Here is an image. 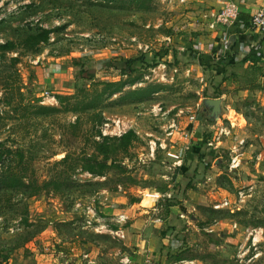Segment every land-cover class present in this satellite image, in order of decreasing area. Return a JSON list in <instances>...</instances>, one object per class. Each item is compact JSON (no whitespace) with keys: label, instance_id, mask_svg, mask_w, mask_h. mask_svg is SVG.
<instances>
[{"label":"rangeland","instance_id":"374dc122","mask_svg":"<svg viewBox=\"0 0 264 264\" xmlns=\"http://www.w3.org/2000/svg\"><path fill=\"white\" fill-rule=\"evenodd\" d=\"M182 8L172 0H0V44H14L0 54V143L11 150L2 155L0 176L16 170L37 186L50 180L61 185L32 196L31 187L24 192L0 186L4 262L24 264V241L52 230L80 243L81 264H124L119 238L99 227H112L102 207L148 198L156 204L149 203L150 212L164 217L170 205L184 203L196 191L200 200L184 203L187 211L169 225L180 256L191 260L188 264H264V156L257 157L264 152L263 73L245 80L235 69L231 72L239 75L213 78L216 70L207 69L203 56L180 49L193 35L178 27ZM41 29L50 30L47 40L29 47L24 38ZM140 56V69L118 75L116 66ZM137 75L122 91L97 95L103 83ZM148 83L165 89L143 101L120 99ZM222 93L223 114L208 126L203 97ZM38 105L59 111L39 115ZM221 125L232 135L222 137L218 148L208 146ZM129 129L137 139L126 155L115 151L104 159L112 164L104 175L82 169V156L96 153L103 136L116 144L114 138ZM237 144L244 155L231 169V148ZM90 204L96 214L88 225L92 213L83 206ZM103 231L107 238L98 236ZM99 249L104 259L97 261Z\"/></svg>","mask_w":264,"mask_h":264},{"label":"crops","instance_id":"0c3cea01","mask_svg":"<svg viewBox=\"0 0 264 264\" xmlns=\"http://www.w3.org/2000/svg\"><path fill=\"white\" fill-rule=\"evenodd\" d=\"M172 1L176 3V6H183L181 11L184 12V18L180 21L178 27L184 30L190 29L193 32V35L189 37L190 41L186 42L185 46L180 48L181 50L185 48L186 50L193 51L196 55L206 56L208 61L213 64L207 66V69L212 70L211 72L216 70L214 72L216 75L212 76L215 79L218 77L220 79L223 77L228 79L230 75L234 77L235 75L245 74V80H247V78H250L251 73L256 74L257 72L258 74L262 72L264 84V33L254 30L249 23L251 15L264 4V0ZM229 1L239 4L240 12L237 20L231 26H216L213 22L212 14L218 12ZM171 6L173 7V5ZM226 58L228 59L226 60ZM235 69L239 71V74L231 72ZM207 76L208 74L204 75V77ZM221 96H225V94L208 95L203 98H221L223 104L224 98ZM226 107L229 110V104ZM214 124H208V126ZM239 153L240 155L237 159H240L238 165H241L240 157L244 155V152L239 150ZM263 153L259 151L257 157L262 158L264 156ZM188 196L184 199V203L186 204H188V201L200 200L201 197L196 191H192V194L189 192ZM149 203L152 204L153 208L156 206L153 200L143 198L139 202L133 201L127 205L109 203L102 207L104 213L110 216L108 218L109 221L112 222V227L106 226V228H121L123 230L124 238L122 240L119 238L121 245L125 248V252L121 253V255H124L121 257V262L124 264H169L168 262L171 261L172 264H179L181 262L188 264L187 262H191V260L183 259L180 256L181 249L177 246V240H172L174 235L172 234V237H169V233L174 230L169 225L177 220L176 218L184 215L182 212L188 209L186 204L170 205L169 215L163 217L150 212ZM120 214L124 215V220L116 222L115 220ZM107 232L103 231L98 236L107 238L108 236L105 234ZM48 233H45V235ZM40 236L38 235L30 241L27 239L24 241L25 244L22 247L20 262H24V264H81L77 259L80 246L78 241L70 242L68 239L63 240L59 237L57 231L54 232L52 230L49 236ZM48 244L50 245L48 246ZM99 247L103 246L99 245ZM12 249H9L8 254L11 253ZM113 249L115 251L116 247ZM100 250L102 249L97 250L100 253L96 257L97 261L100 258L104 259L102 258L104 252ZM87 251L93 256L95 248ZM59 252L64 253L59 254ZM172 255L173 257H171ZM177 256H180L181 259L178 260ZM7 258L8 256H3L4 260ZM3 259L0 258V264H8Z\"/></svg>","mask_w":264,"mask_h":264},{"label":"trees","instance_id":"16d2710c","mask_svg":"<svg viewBox=\"0 0 264 264\" xmlns=\"http://www.w3.org/2000/svg\"><path fill=\"white\" fill-rule=\"evenodd\" d=\"M50 30L48 29H41L39 31L33 32L29 35H27L24 38V42L25 43H29L30 46L29 47H34V45H38L41 42H44L47 40L48 36H49ZM14 49V44L12 42H5L0 44V54L4 55L3 51H9ZM159 55V54H158ZM204 57V61L206 64V66H210L213 65L212 63H210L208 61V59H206V56ZM144 59V56H140L138 58H129L127 60H125L124 62L121 63V65L116 66V69H118V75L122 76V75H126L129 72H135L138 68L137 66V62L142 64ZM245 59V58H244ZM13 61H16L17 58L13 57L12 59ZM142 67V66H141ZM85 68H81L80 69V73L85 72ZM81 76L84 78H87V75L85 74H81ZM90 77V75H88ZM139 79V76H134L130 79L127 80H118V81H107L104 84V88L99 92V94H97L98 96H102L105 90H108L107 95H112L115 93H118L120 91H122L123 87L125 85H127V83L129 84H134L137 80ZM165 89V85L163 84H151L148 83L143 87H137V88H133V89H128L124 94H122V96H120L121 100H127L130 99L132 101H143L147 98H149L153 93L163 90ZM98 96H94L93 99H97L99 98ZM58 99L60 102L63 101V99H65L62 96H58ZM92 100L89 101V103H92ZM85 108V107H83ZM59 111L57 107H53V106H44V105H38L35 107L34 112L36 114L39 115H49L53 112H57ZM208 124H214L215 122H211L209 121L207 118L203 117ZM109 138H107L106 136L102 137L103 142H96V153L94 154H90V155H84L82 156L81 160H82V169L92 175H98V176H102L104 175L105 171L107 168L110 167V163L105 162L104 159L107 158L109 156V154L111 152H115V151H120L123 152L125 155L127 154L131 144L133 141H135L137 139V135L136 133L129 129L127 131H125L123 134H121L120 136L114 138V140L117 142L116 144H107V140ZM205 146V145H204ZM3 144L0 143V160L2 159V155L4 153H10V149L8 148H3ZM99 156H101V158H98ZM68 157V155H67ZM201 157V156H200ZM23 158V154L19 153V162L22 161ZM67 158L62 159L61 161H65ZM5 173H2L0 176V186H3L6 189H10V190H23L24 192L26 191L25 189H28L31 187L30 191L27 193L28 195L32 196L35 195L36 193H38V191L40 189L43 188H47L49 186H51L53 189L58 190L60 188V184L50 180V181H45L42 182L40 186L36 185V181L34 180H30V182H26L23 178V174L20 173L19 171L16 170H9L7 172V170L4 171ZM188 187H191L190 185ZM26 221V218L25 220ZM1 225V222H0ZM3 226H1L2 228ZM177 259H181L180 256H177Z\"/></svg>","mask_w":264,"mask_h":264},{"label":"built area","instance_id":"2783aa9c","mask_svg":"<svg viewBox=\"0 0 264 264\" xmlns=\"http://www.w3.org/2000/svg\"><path fill=\"white\" fill-rule=\"evenodd\" d=\"M180 1H182V0H180ZM239 12H240L239 4H237L236 2H233V1H229L218 12L212 14V17L214 19V23H219L221 26H231L237 20ZM249 23H250V26L254 30H257L259 32L264 33V4L254 14L251 15ZM189 118H190V120H194L196 118V115L195 114L190 115ZM231 135H232V133H231L229 127L221 125L220 127L217 128V130L215 131V134H213L214 140L208 141L207 145L213 146L214 148H218L219 143H221L223 141L222 137L225 136L226 138H228ZM240 142H242V140L238 141L239 145H240ZM238 144L235 146H232V148H231L232 152L235 153V156L231 158V164L229 165L230 168H234L239 164L240 160L237 159L238 156L240 155ZM222 204L227 205L228 201H224ZM81 205H80V203L77 204V206H81ZM83 207L86 208L87 213H92L90 215V217L88 219H86V224L91 225L93 222L92 218H94V215L96 214V212H95V210L91 204L90 205H84ZM215 207H217V206H215ZM122 220H124V215L120 214L117 216L115 221L121 222ZM99 227L100 228H102V227L106 228V225L104 223L99 224ZM108 231L118 238H121V239L124 238V233H123V230L121 228H115V229L109 228Z\"/></svg>","mask_w":264,"mask_h":264},{"label":"water","instance_id":"95a60500","mask_svg":"<svg viewBox=\"0 0 264 264\" xmlns=\"http://www.w3.org/2000/svg\"><path fill=\"white\" fill-rule=\"evenodd\" d=\"M201 106H202L203 114L211 122L217 121L219 116L223 114V106H222L221 98H210V97L203 98L201 102Z\"/></svg>","mask_w":264,"mask_h":264}]
</instances>
